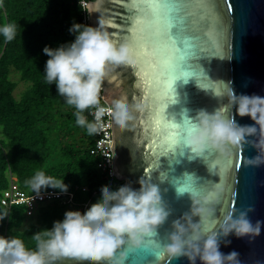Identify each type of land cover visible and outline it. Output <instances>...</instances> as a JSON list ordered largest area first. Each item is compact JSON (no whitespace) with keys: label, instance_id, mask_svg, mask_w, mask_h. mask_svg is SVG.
Returning <instances> with one entry per match:
<instances>
[{"label":"water","instance_id":"obj_1","mask_svg":"<svg viewBox=\"0 0 264 264\" xmlns=\"http://www.w3.org/2000/svg\"><path fill=\"white\" fill-rule=\"evenodd\" d=\"M94 3L95 0L88 2L86 13ZM134 7L140 5L130 4L128 0H103L100 15L118 44L130 43L125 37L135 19L136 14L130 11ZM189 8L195 31L206 37L207 47L195 55L197 49L192 42H185L184 51L191 57L189 65H185L183 74L177 73L180 80L174 85L175 103L165 105L164 115L169 124L183 126L186 117L194 119L200 110L215 113L221 109L223 116L234 118L239 125H253L250 117L241 118L236 107L227 105V95L232 87L238 96L264 97V0H191ZM98 16L87 13L88 25L98 27ZM172 32L175 36L176 29ZM178 47L183 46L178 43ZM146 70V62H142L139 71L135 63L116 68L105 81L102 97L111 105L114 100L125 98L130 106H143V111L133 112L134 120L125 129L112 121L115 179L134 190H139L141 178L156 184L171 210L155 240L146 238L141 249H123L128 257L126 264H167V256L161 255L163 245L169 242L173 221L191 213V198L207 209L200 224L204 235L215 234L227 216L238 215L248 208L254 209L248 212L253 225L264 221V165H245L247 159L258 155L251 144L245 145L243 151H235L230 158L211 151L203 157L194 156L183 142L162 151L164 137L153 133L152 122L164 98V89L157 96L155 88L148 87L145 95L140 83ZM153 139L157 143L149 148ZM193 223H200V217H193ZM220 251L225 255L236 251L240 264H264V227L254 240L237 238L235 234L222 239ZM59 264L79 262L65 260ZM171 264H190V261L181 257L173 259ZM196 264L201 261L197 259Z\"/></svg>","mask_w":264,"mask_h":264},{"label":"clouds","instance_id":"obj_2","mask_svg":"<svg viewBox=\"0 0 264 264\" xmlns=\"http://www.w3.org/2000/svg\"><path fill=\"white\" fill-rule=\"evenodd\" d=\"M102 5L103 0H95L88 6L89 15L99 14L98 27L74 24L69 29L75 34L73 42L56 49H43L50 57L44 70L46 82L54 83L67 105L75 107L76 123L86 128L89 135L101 131L106 114L118 128L125 129L134 120L133 112L143 111L142 105L130 106L125 98L114 100L109 108L101 106V92L111 73L120 66L133 65L131 44H118L106 30V22L100 15ZM0 33L11 42L17 35V27L5 24ZM227 99V105L236 107L241 118L250 117L254 124L241 126L234 118L223 116L221 109L215 113L200 110L194 119L185 118L190 125L184 133V147L197 157L211 151L230 158L235 151H243L245 145L251 144L258 155L247 159L245 165H264V97L238 96L230 87ZM88 110H94L90 112L92 121L84 115ZM249 137L256 139L250 141ZM26 184L37 196L47 188L62 193H67L69 188L64 180L46 176L43 171L37 172ZM139 184V190L130 185L120 186L115 191L103 187L101 198L87 211H67L64 219L54 222L51 229L36 232L32 236L36 242L35 250L27 248L19 238L0 236V264H59L65 260L79 264H126L128 257L123 249H141L146 238L155 240L159 228L171 215L156 184L144 178ZM191 199V213L173 221L169 242L163 245L161 255L167 256V264L181 257H187L190 264H196L197 259L201 264H240L236 251L227 255L220 251L221 240L232 234L254 240L261 235L264 221L253 225L248 212L254 209L248 208L238 215L227 216L215 234L204 235L200 224L207 209L200 206V201ZM7 216V213L0 216V222ZM197 216L200 223H193V217Z\"/></svg>","mask_w":264,"mask_h":264},{"label":"trees","instance_id":"obj_3","mask_svg":"<svg viewBox=\"0 0 264 264\" xmlns=\"http://www.w3.org/2000/svg\"><path fill=\"white\" fill-rule=\"evenodd\" d=\"M81 1L0 0V28L17 27L11 42L0 33V198L10 181L26 193L33 192L26 181L40 171L64 180L81 212L99 201L103 187L115 191L123 186L99 170L97 158L90 154L95 134L77 125L75 107L67 105L54 83L46 82L44 70L50 57L43 49L75 40L69 29L82 24ZM12 71L27 84L19 99L14 97L17 83L10 79ZM89 111L84 115L92 121ZM83 204H87L84 210ZM67 208L57 201L41 203L28 216L23 206L7 209L0 204V216L8 214L0 222V236L19 238L35 250L32 236L62 221ZM26 218L30 222L24 225Z\"/></svg>","mask_w":264,"mask_h":264},{"label":"snow or ice","instance_id":"obj_4","mask_svg":"<svg viewBox=\"0 0 264 264\" xmlns=\"http://www.w3.org/2000/svg\"><path fill=\"white\" fill-rule=\"evenodd\" d=\"M128 3L140 5L130 9L136 15L125 37L132 46L133 63L137 65L138 71L142 62H146L147 70L141 76L140 86L145 88V95L148 87H154L157 96L164 89V98L154 114L152 130L154 134L164 137L160 148L168 151L177 143L181 145L190 125L188 120L184 121L183 126L169 124L164 115L165 105L175 103L174 85L180 80L177 73L185 72V65H189L191 58L184 51V44L192 42L197 55L203 47H207L206 37L195 31L196 25L191 22V0H128ZM173 29H176L175 36ZM178 43L182 44V49L178 47ZM156 143L153 139L149 148Z\"/></svg>","mask_w":264,"mask_h":264},{"label":"built area","instance_id":"obj_5","mask_svg":"<svg viewBox=\"0 0 264 264\" xmlns=\"http://www.w3.org/2000/svg\"><path fill=\"white\" fill-rule=\"evenodd\" d=\"M82 25H88L87 19V5L86 0H82ZM101 106L105 108L111 107L103 97L101 92ZM94 110L89 111L91 120L93 116L90 114ZM103 127L101 131L95 134V142L90 149V154L95 156L98 160L97 167L99 170L107 175L108 178H114L113 172V158H112V119L110 115L106 114L102 120ZM84 190V188H83ZM57 201L68 207H75L73 201V193L67 192L62 193L55 190H46L37 196L35 193H26L19 189L16 183L10 181L9 186L6 190L2 192V197L0 198V204L7 209H10L12 206H23L25 209L26 215H32L41 203ZM87 204L82 205V210L85 209Z\"/></svg>","mask_w":264,"mask_h":264},{"label":"rangeland","instance_id":"obj_6","mask_svg":"<svg viewBox=\"0 0 264 264\" xmlns=\"http://www.w3.org/2000/svg\"><path fill=\"white\" fill-rule=\"evenodd\" d=\"M10 79L17 83V88L14 91V97L16 99H19L22 92L26 89L27 84L25 82H20L18 73H15L13 71L10 74ZM67 211H80V209L79 207L75 206V207L67 208L66 212ZM29 222H30V218H26V220L24 221V225H27Z\"/></svg>","mask_w":264,"mask_h":264}]
</instances>
